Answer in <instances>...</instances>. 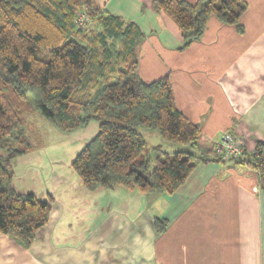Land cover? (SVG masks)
I'll use <instances>...</instances> for the list:
<instances>
[{"label":"crops","instance_id":"obj_1","mask_svg":"<svg viewBox=\"0 0 264 264\" xmlns=\"http://www.w3.org/2000/svg\"><path fill=\"white\" fill-rule=\"evenodd\" d=\"M93 1L140 28L139 74L146 81L170 75L178 108L201 128L194 152L214 150L228 129L245 138L247 153L264 143V0H245L244 32L212 16L201 39L184 49L179 27L153 0ZM98 131L91 121L71 132L77 141L70 151L62 148L65 158L53 156L57 147L18 157L37 169V180L30 174L33 184L44 176L40 196L29 193L52 196L53 210L30 246L0 232V264H264V191L257 170L241 161L200 160L173 193L90 190L72 162ZM20 165L22 176L13 168V182H21L13 186L17 191L25 189L27 176ZM158 218L166 221L163 233Z\"/></svg>","mask_w":264,"mask_h":264},{"label":"trees","instance_id":"obj_2","mask_svg":"<svg viewBox=\"0 0 264 264\" xmlns=\"http://www.w3.org/2000/svg\"><path fill=\"white\" fill-rule=\"evenodd\" d=\"M153 2L179 27L181 49L201 39L212 16L244 32L245 0ZM81 11L90 17L84 27L77 22ZM143 38L136 23L105 14L93 0H0V232L30 246L53 210L52 196L42 200L13 187L14 160L34 148L23 116L31 106L63 132L99 123L72 162L90 190L173 193L196 162L224 160L216 149L193 151L201 128L178 108L170 75L153 81L140 76ZM140 126L192 150L157 147L154 162L144 160L148 143ZM237 161L258 171L264 191V143ZM156 225L166 230L164 219Z\"/></svg>","mask_w":264,"mask_h":264},{"label":"rangeland","instance_id":"obj_3","mask_svg":"<svg viewBox=\"0 0 264 264\" xmlns=\"http://www.w3.org/2000/svg\"><path fill=\"white\" fill-rule=\"evenodd\" d=\"M30 101L33 102V99L30 98ZM24 121L27 126L28 132H29V137L32 146L34 147L31 152L34 153H39V152H46V149H53L55 147L59 148L60 153H55L53 156L57 157L60 159L61 157L66 156L65 152L63 149H71V146L73 143L77 141L75 139V134L74 133H67L59 130L56 126L53 125V123L48 120L46 117H44L42 114L37 111L34 106H31L24 111ZM95 124L98 125L97 122L94 121ZM139 131L142 133L143 137L148 143V148L147 150L143 153V159H150L151 162H154L156 154L158 152L157 147L161 148L165 152H173L174 150L177 149H184L187 150L188 148L191 149V145H182V144H177L173 142H168L164 140L157 129H152L146 126H140ZM91 138V137H88ZM42 150V148H45ZM177 149H174L176 148ZM63 148V149H62ZM25 158H18L20 165V169L25 167V176L26 179L24 182H22L23 186L22 188L25 189H19V191H24L27 188V191H32L34 192L37 196H40V193L42 192V184H45L44 176L40 177V182H36L33 184L31 182V177L30 174L33 175V177L36 179L35 174L37 172L36 168H32L27 165L26 161H24ZM22 160V161H21ZM141 160V158H139ZM18 162L13 165V168L15 169V172L17 176H19L20 173H18L17 168H18ZM32 163V162H31ZM43 167L46 171L48 170V165L47 163L42 162ZM65 168L67 166H64ZM22 172V171H21ZM21 176L23 174H20ZM38 175V174H37ZM20 184V185H19ZM40 184V185H39ZM13 186L19 188L21 186V182H13ZM51 188H53V185H49ZM47 189V185L45 187V190ZM46 192V191H45Z\"/></svg>","mask_w":264,"mask_h":264},{"label":"built area","instance_id":"obj_4","mask_svg":"<svg viewBox=\"0 0 264 264\" xmlns=\"http://www.w3.org/2000/svg\"><path fill=\"white\" fill-rule=\"evenodd\" d=\"M89 20L90 17L86 12L81 11L78 13L77 22L79 26H86ZM215 149L223 156L225 161L235 162L247 151L246 140L235 131L228 129L215 142Z\"/></svg>","mask_w":264,"mask_h":264}]
</instances>
